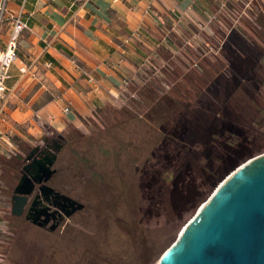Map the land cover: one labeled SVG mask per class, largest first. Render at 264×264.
I'll use <instances>...</instances> for the list:
<instances>
[{
    "label": "rangeland",
    "instance_id": "374dc122",
    "mask_svg": "<svg viewBox=\"0 0 264 264\" xmlns=\"http://www.w3.org/2000/svg\"><path fill=\"white\" fill-rule=\"evenodd\" d=\"M224 3L227 13L216 8L212 12L216 18L208 24L215 38L203 36L208 46L199 42L196 54L190 57L189 62L192 65L194 58L197 69L192 66L189 81L181 78L184 73L178 69L172 74L155 72L142 85L129 83L119 100L105 101L102 108L91 105L89 113L82 115L84 118L78 127L67 124L57 129L51 124L48 113L52 104H45L56 92L42 85L44 78H29L30 60L18 65L19 59H16L17 73H25L16 87V97L21 99V102L16 101V108L18 105V110L27 115L11 132L13 152L0 150V264H154L175 239L180 227L210 194L217 184L213 185L217 176L264 151V0ZM217 20L224 25L218 26ZM5 21L0 27V47L7 33ZM176 73H179L178 78ZM197 73L205 76V86L218 77L227 83L239 81L228 107L233 110L231 116L247 128L239 127L238 135L222 133L221 142L240 143L234 160L225 164L222 172L209 177L206 159L200 156L199 166L192 159V170L185 177L187 188L193 189L190 200L174 207L158 194L163 186L171 183L172 168L164 169L162 163L173 162L172 155L177 149L172 142L184 143L177 137L183 132L174 128L164 135L163 129L153 127L144 118L146 107L138 91L153 88L161 96L169 91L176 79L181 81L183 88H190V77ZM246 73L250 75L247 78L244 77ZM224 100L222 93L212 105L218 108ZM60 102L62 112L66 113L63 107L68 105L67 102L63 99ZM8 107L12 108V104L8 103ZM116 109L123 110L124 116H118ZM161 111V118L166 119V109ZM169 114L170 117L161 124L166 129L174 124L178 128L176 110ZM183 118L198 131L206 126L188 113H184ZM118 120L123 122L113 130L115 139L111 143L104 128L115 125ZM16 130L22 136L16 135ZM47 138L63 141L53 164L55 172L47 184L83 204V208L64 217L56 232L33 224L23 216L10 214L12 190L26 163L15 157H26L32 147L41 146ZM192 141L188 147L190 154L200 148L197 140ZM211 147L213 153L223 150L218 143ZM118 170L138 189L142 206L139 212L135 209L133 196H129L128 205L124 201L114 203L115 191L109 179ZM150 181L155 196L148 192ZM177 190L183 194L187 189L178 185ZM144 206L151 210L145 211ZM115 219L131 223L132 234L118 226Z\"/></svg>",
    "mask_w": 264,
    "mask_h": 264
},
{
    "label": "crops",
    "instance_id": "0c3cea01",
    "mask_svg": "<svg viewBox=\"0 0 264 264\" xmlns=\"http://www.w3.org/2000/svg\"><path fill=\"white\" fill-rule=\"evenodd\" d=\"M238 1L7 0V9L19 14L28 26L18 40L17 64L30 60L29 78H44L42 85L56 92L45 105L52 104L51 124L61 129L67 124L78 127L91 105L102 108L105 101L119 100L129 83L142 85L155 72L172 74L178 69L190 74L192 66L197 69L194 58L192 65L189 62L196 50L186 41L196 30L204 32L201 40L203 36L213 38L208 17L221 2ZM5 22L8 32L10 24ZM200 23H205L203 29ZM17 64L16 60L11 64L5 82L9 121L16 125L27 115L16 108V101L21 102L16 87L25 75L17 73ZM79 67L89 72L93 82L86 80ZM61 99L69 106L66 113L61 110ZM16 135L22 136L18 130Z\"/></svg>",
    "mask_w": 264,
    "mask_h": 264
},
{
    "label": "water",
    "instance_id": "95a60500",
    "mask_svg": "<svg viewBox=\"0 0 264 264\" xmlns=\"http://www.w3.org/2000/svg\"><path fill=\"white\" fill-rule=\"evenodd\" d=\"M37 149L32 147L25 157L10 214L56 232L64 217L83 204L47 184L58 149L30 160ZM154 264H264V151L217 182Z\"/></svg>",
    "mask_w": 264,
    "mask_h": 264
},
{
    "label": "trees",
    "instance_id": "16d2710c",
    "mask_svg": "<svg viewBox=\"0 0 264 264\" xmlns=\"http://www.w3.org/2000/svg\"><path fill=\"white\" fill-rule=\"evenodd\" d=\"M195 75V77H190V88H183L181 81L177 80L169 89V91L162 94L161 96H158L156 90L153 88H143L138 91L139 95L144 98L146 107L144 110V118L148 119L153 127L157 128V130L163 129L164 135L165 133L168 134V131L174 128L183 132L181 133L183 136L177 135V137L181 142L184 143L178 144L176 141L172 142L173 147L177 149V151H174V154L172 155L173 162L169 161L162 163V167H164V169L168 166L170 169L172 168V178L170 180L171 183L163 186L162 192H159L158 194L159 197L163 198V200L165 199V203H171L174 207L184 205L190 200L189 198L193 189L189 188V186L187 188L185 177L192 170V163L194 162L192 159H195V165L197 166L200 165V156H203L206 159L210 173L209 177L218 174L220 171L222 172L223 166L234 160L238 151L237 145H240V143L237 145H232L221 142L222 133L238 135L240 134V129H238L239 127L247 128L244 123L231 116L233 110L231 107H228V104H230V100L233 97L234 87L237 88L236 84H238L239 81H231V83H227L225 79L218 77V79L212 81L209 86L208 84L205 86V76L198 73ZM248 76H250L249 73H246L244 77L247 78ZM181 78H186L184 81H189V74L184 73ZM232 84L233 88H231ZM239 86L240 85H238V87ZM222 93L224 94L225 100L218 108H215L212 104H214V100L218 99V96ZM237 100L239 101V99ZM163 108L164 111L166 109V119H162L160 116V113L162 112L161 110ZM171 110H176L177 112L176 120L178 128H176L174 124V127L171 128L170 126L166 129V127H164L161 122L167 120L168 117H170L169 113ZM123 112L124 111L121 109L115 110V113L121 117L124 116L123 114H125ZM184 113H188L194 118H199L200 123L204 122L206 126L202 130H199V132L191 124L185 121L187 119L183 118ZM158 117L162 120H157ZM118 122L119 124L117 125ZM118 122L109 128H104L111 143L115 139L113 130L118 127L123 122V120H118ZM192 140H197V142L200 144V148L190 154V148L188 147L193 144ZM217 143L223 150L221 149L222 151L213 153L214 151H212L211 145H215ZM15 158L19 162L23 160L25 161V157L23 158L20 155H17ZM236 165L237 164H234V166H232L230 169H227L225 173L218 175L214 180L213 185L221 180L225 174ZM109 182L115 191L114 203L117 204L120 201H124L125 204L128 205L130 199L129 196H133L136 211L139 212V210H141L142 206L140 205L138 189H136V186H132L130 179L123 177V173L120 170H118L117 173H112L110 175ZM150 183L151 181L148 182V192L153 194L154 191L150 186ZM178 185L186 187V192L180 194V192L177 190ZM144 210L149 212L151 208L144 206ZM115 222L118 226L132 234L131 229L133 227L131 223H127L121 219H115Z\"/></svg>",
    "mask_w": 264,
    "mask_h": 264
},
{
    "label": "built area",
    "instance_id": "2783aa9c",
    "mask_svg": "<svg viewBox=\"0 0 264 264\" xmlns=\"http://www.w3.org/2000/svg\"><path fill=\"white\" fill-rule=\"evenodd\" d=\"M224 5V2L220 3L219 11L225 12L226 8ZM215 18L216 15L212 13L208 17L206 24H209ZM5 20L9 21L10 26L7 32L5 45L3 48H0V150L13 152L15 147L10 135L15 129L16 124H12L9 121L7 113V88L5 82L10 76L9 69L11 64L17 59V45L20 35L23 30L28 28V26L26 21L19 14H13L7 9V0H0V27ZM198 27L199 29H203L205 23H200ZM202 41L203 40L200 39V33L196 31L190 36L186 43L189 46L196 48V46L199 45V42ZM203 44L208 46L206 41H203ZM46 64L49 65L50 63L48 62ZM79 71L88 82H93V78L85 68L79 67ZM124 84V87H126L127 81H124ZM63 110L68 111V105H65Z\"/></svg>",
    "mask_w": 264,
    "mask_h": 264
},
{
    "label": "flooded vegetation",
    "instance_id": "af4514ba",
    "mask_svg": "<svg viewBox=\"0 0 264 264\" xmlns=\"http://www.w3.org/2000/svg\"><path fill=\"white\" fill-rule=\"evenodd\" d=\"M261 25V24H260ZM220 48V46L218 47V49ZM232 66V64H231ZM61 145V146H59ZM63 147V141L61 140V142H59L58 140L54 139V138H47V139H43V143L41 146H38V149L32 154L31 159L33 158H40L41 156H43L44 154H50L51 152H56L57 149V157H58V153L60 152L61 148ZM29 153V152H28ZM56 157V159H57ZM56 161V160H55ZM55 189V188H54ZM56 190V189H55ZM58 191V190H57ZM34 195V194H33ZM33 195H30L29 196V201H28V204H27V207L28 205L30 204L32 198H33ZM52 198V197H51ZM26 207V208H27ZM54 207H51L49 210H52ZM24 217V216H23ZM51 218H50V221L49 223L51 222Z\"/></svg>",
    "mask_w": 264,
    "mask_h": 264
}]
</instances>
